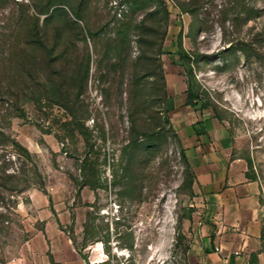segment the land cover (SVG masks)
I'll list each match as a JSON object with an SVG mask.
<instances>
[{"label":"rangeland","instance_id":"obj_1","mask_svg":"<svg viewBox=\"0 0 264 264\" xmlns=\"http://www.w3.org/2000/svg\"><path fill=\"white\" fill-rule=\"evenodd\" d=\"M5 1L0 58L7 13L23 0ZM84 1L82 24L101 36L82 97L89 115L32 97L28 79L7 96L0 80V264L32 261L55 234L88 264H191L201 213L166 78L183 77L225 126L264 205V0ZM65 2L75 19V0ZM107 38L115 67L100 61Z\"/></svg>","mask_w":264,"mask_h":264},{"label":"crops","instance_id":"obj_2","mask_svg":"<svg viewBox=\"0 0 264 264\" xmlns=\"http://www.w3.org/2000/svg\"><path fill=\"white\" fill-rule=\"evenodd\" d=\"M166 90L169 123L193 174L201 213L198 232L191 235V264H264L260 185L232 154L225 126L195 99L188 103L183 77L167 76ZM55 237L32 261L16 258L9 264H88L70 242Z\"/></svg>","mask_w":264,"mask_h":264},{"label":"trees","instance_id":"obj_3","mask_svg":"<svg viewBox=\"0 0 264 264\" xmlns=\"http://www.w3.org/2000/svg\"><path fill=\"white\" fill-rule=\"evenodd\" d=\"M5 2L0 0V5ZM75 3V19L66 10L65 0H23L19 10L7 13L10 30L4 34L0 80L4 79V94L17 97L23 87L27 89L28 79L34 82L31 92L36 94L32 97L41 100L46 94L43 97L47 101L78 119L89 115L82 97L92 76L93 55L100 54L97 42L101 36L97 26L91 30L82 24L87 3L84 0H75ZM116 42L117 39L107 38L106 44H99L103 50L100 61L107 62L109 67L116 66L110 61ZM111 74L106 68L100 72L99 80L109 83ZM190 95L188 92V103L192 102Z\"/></svg>","mask_w":264,"mask_h":264},{"label":"built area","instance_id":"obj_4","mask_svg":"<svg viewBox=\"0 0 264 264\" xmlns=\"http://www.w3.org/2000/svg\"><path fill=\"white\" fill-rule=\"evenodd\" d=\"M215 250L218 251L219 250V247H215Z\"/></svg>","mask_w":264,"mask_h":264}]
</instances>
